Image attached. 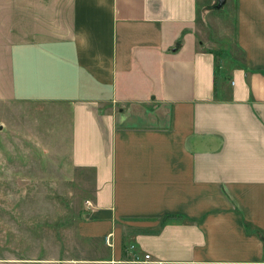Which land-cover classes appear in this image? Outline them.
Listing matches in <instances>:
<instances>
[{
	"label": "crops",
	"instance_id": "obj_1",
	"mask_svg": "<svg viewBox=\"0 0 264 264\" xmlns=\"http://www.w3.org/2000/svg\"><path fill=\"white\" fill-rule=\"evenodd\" d=\"M209 2L0 0L9 98L69 118L90 182L66 264H264V0L221 60Z\"/></svg>",
	"mask_w": 264,
	"mask_h": 264
},
{
	"label": "rangeland",
	"instance_id": "obj_2",
	"mask_svg": "<svg viewBox=\"0 0 264 264\" xmlns=\"http://www.w3.org/2000/svg\"><path fill=\"white\" fill-rule=\"evenodd\" d=\"M209 1L196 26L221 60L235 45V3ZM5 60L0 53V264H66L82 245L76 221L90 182L72 166L69 118L11 101Z\"/></svg>",
	"mask_w": 264,
	"mask_h": 264
},
{
	"label": "built area",
	"instance_id": "obj_3",
	"mask_svg": "<svg viewBox=\"0 0 264 264\" xmlns=\"http://www.w3.org/2000/svg\"><path fill=\"white\" fill-rule=\"evenodd\" d=\"M84 203L87 204V205H89V204H90L89 199H85V200H84ZM107 237H108V236H106V239H107ZM130 247H133V244H130ZM135 256H136L135 259H138V258H137V255H135ZM148 257H149V254H148V253H145V254H144V258H148Z\"/></svg>",
	"mask_w": 264,
	"mask_h": 264
},
{
	"label": "water",
	"instance_id": "obj_4",
	"mask_svg": "<svg viewBox=\"0 0 264 264\" xmlns=\"http://www.w3.org/2000/svg\"><path fill=\"white\" fill-rule=\"evenodd\" d=\"M224 1H225V0H218L216 6H220V5H222V4L224 3Z\"/></svg>",
	"mask_w": 264,
	"mask_h": 264
},
{
	"label": "trees",
	"instance_id": "obj_5",
	"mask_svg": "<svg viewBox=\"0 0 264 264\" xmlns=\"http://www.w3.org/2000/svg\"><path fill=\"white\" fill-rule=\"evenodd\" d=\"M166 220V216L161 219V224L164 223Z\"/></svg>",
	"mask_w": 264,
	"mask_h": 264
}]
</instances>
